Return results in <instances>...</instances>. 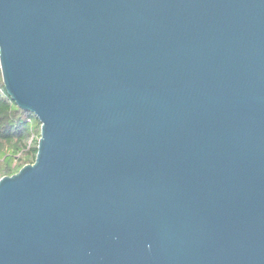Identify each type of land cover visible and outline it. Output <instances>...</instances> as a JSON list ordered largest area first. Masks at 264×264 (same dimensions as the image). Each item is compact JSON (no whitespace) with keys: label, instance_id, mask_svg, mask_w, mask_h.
Returning <instances> with one entry per match:
<instances>
[{"label":"water","instance_id":"95a60500","mask_svg":"<svg viewBox=\"0 0 264 264\" xmlns=\"http://www.w3.org/2000/svg\"><path fill=\"white\" fill-rule=\"evenodd\" d=\"M0 68V264H264V0H0Z\"/></svg>","mask_w":264,"mask_h":264},{"label":"trees","instance_id":"16d2710c","mask_svg":"<svg viewBox=\"0 0 264 264\" xmlns=\"http://www.w3.org/2000/svg\"><path fill=\"white\" fill-rule=\"evenodd\" d=\"M39 138V120L10 97L0 68V178L35 161Z\"/></svg>","mask_w":264,"mask_h":264}]
</instances>
